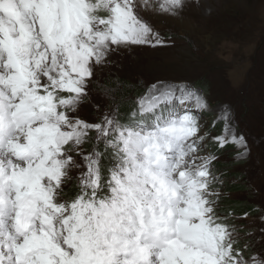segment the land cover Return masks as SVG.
<instances>
[{"label": "snow or ice", "instance_id": "snow-or-ice-1", "mask_svg": "<svg viewBox=\"0 0 264 264\" xmlns=\"http://www.w3.org/2000/svg\"><path fill=\"white\" fill-rule=\"evenodd\" d=\"M200 8L0 0V264H264L252 239L264 227L221 211L226 181L208 145L250 153L230 113L213 136L207 101L186 84L133 97L112 71L122 51L166 46L153 16Z\"/></svg>", "mask_w": 264, "mask_h": 264}, {"label": "rangeland", "instance_id": "rangeland-1", "mask_svg": "<svg viewBox=\"0 0 264 264\" xmlns=\"http://www.w3.org/2000/svg\"><path fill=\"white\" fill-rule=\"evenodd\" d=\"M201 3L202 8L186 11L182 20L153 16L151 22L166 46L122 51L114 58L118 62L112 71L138 85L133 97L158 81L186 84L207 101L209 108L199 113L205 130L213 128L223 112L230 113L235 132L245 137L250 153L237 159L231 144L215 152L216 168L220 164L231 168L229 173L222 170L226 183L221 206L228 201L250 206L254 213L236 222L256 230L264 227L259 220L264 215V0ZM208 8L211 12L205 15ZM198 81L203 88L196 87ZM215 126L213 136L221 134L223 121L217 120ZM208 148L214 151L216 146L210 143ZM230 185L243 189L230 192ZM240 238L247 239L244 231ZM252 239L257 249L264 247L258 231Z\"/></svg>", "mask_w": 264, "mask_h": 264}, {"label": "trees", "instance_id": "trees-1", "mask_svg": "<svg viewBox=\"0 0 264 264\" xmlns=\"http://www.w3.org/2000/svg\"><path fill=\"white\" fill-rule=\"evenodd\" d=\"M126 81H128V80H126ZM129 82H131V81H129ZM197 84H196V87L197 86H199V87H202L203 88V86H200L203 82H196ZM137 85V84H136ZM138 90V85H137V87H136V89H135V91H132L131 89H128L127 91L133 96L134 95V93H136V91ZM217 126H215L214 128H211V129H206V131H208V132H211V131H213L215 128H216ZM227 149V148H226ZM219 151H221L220 149H218V148H216V149H214V152H216V153H218ZM218 164H216V166H217ZM220 166H221V168H219L220 170H223V169H226V172L227 173H229L230 172V170H231V168H225L224 167V164L222 165V164H220ZM241 187V186H240ZM235 187L234 185H230L229 187H228V189L230 190V192H239V191H242L241 189H243V187ZM222 208L224 207V213H228V212H232V213H235L237 216H240V215H242L243 213H245V212H248L249 214H253L254 212H253V209H251L250 208V206H247L246 204H239V203H237V202H232V201H228V202H225V204H223L222 206H221Z\"/></svg>", "mask_w": 264, "mask_h": 264}]
</instances>
